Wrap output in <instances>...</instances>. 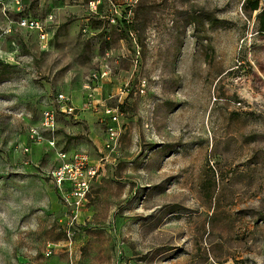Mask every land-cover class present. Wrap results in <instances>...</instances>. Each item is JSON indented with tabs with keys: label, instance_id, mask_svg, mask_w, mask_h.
<instances>
[{
	"label": "rangeland",
	"instance_id": "374dc122",
	"mask_svg": "<svg viewBox=\"0 0 264 264\" xmlns=\"http://www.w3.org/2000/svg\"><path fill=\"white\" fill-rule=\"evenodd\" d=\"M90 1L0 0V264H264L263 0Z\"/></svg>",
	"mask_w": 264,
	"mask_h": 264
},
{
	"label": "built area",
	"instance_id": "2783aa9c",
	"mask_svg": "<svg viewBox=\"0 0 264 264\" xmlns=\"http://www.w3.org/2000/svg\"><path fill=\"white\" fill-rule=\"evenodd\" d=\"M97 4H99L98 0L90 1V11L97 12ZM21 26L27 29L38 31L40 34V38L45 40L48 36V30L43 26L38 20H24L21 22ZM94 77H97L94 75ZM56 105L59 107L61 112H64L67 115H76L78 109L73 106L70 98L62 93L56 96ZM97 106L96 104L92 105L91 101L85 104V108L82 109H91ZM106 115L112 120V124L108 126L107 133L111 139H116L119 136V128H120V120L117 114V111L113 109L106 110ZM57 112L53 108H48L42 118V129L46 133H50L54 135L56 132L59 122L57 120ZM31 138H34L35 142L41 143L45 139L43 138L41 132L37 128H32ZM56 141L54 137L51 138V145L55 146ZM59 158L62 161V165L58 168L54 169L50 175L55 179L56 184L59 187L65 185L66 182H70L74 186L73 192H71V199H73V203L70 199L67 198L71 207H78L86 196L90 189V181L85 177V167L89 163V157L85 153L75 154L74 156H68L67 153H60ZM90 174V173H89Z\"/></svg>",
	"mask_w": 264,
	"mask_h": 264
},
{
	"label": "trees",
	"instance_id": "16d2710c",
	"mask_svg": "<svg viewBox=\"0 0 264 264\" xmlns=\"http://www.w3.org/2000/svg\"><path fill=\"white\" fill-rule=\"evenodd\" d=\"M260 3H261V0H248L247 6L250 8L252 12H256L261 8ZM257 20L261 23V27H262L261 31L263 32L264 31V7L262 9L261 14L258 15Z\"/></svg>",
	"mask_w": 264,
	"mask_h": 264
},
{
	"label": "crops",
	"instance_id": "0c3cea01",
	"mask_svg": "<svg viewBox=\"0 0 264 264\" xmlns=\"http://www.w3.org/2000/svg\"><path fill=\"white\" fill-rule=\"evenodd\" d=\"M96 105H97V103H96ZM77 109H82V108H79V107H78Z\"/></svg>",
	"mask_w": 264,
	"mask_h": 264
}]
</instances>
